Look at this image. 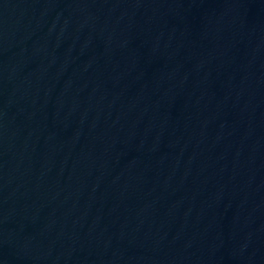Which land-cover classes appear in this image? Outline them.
<instances>
[{
	"label": "water",
	"instance_id": "water-1",
	"mask_svg": "<svg viewBox=\"0 0 264 264\" xmlns=\"http://www.w3.org/2000/svg\"><path fill=\"white\" fill-rule=\"evenodd\" d=\"M0 264H264V0H0Z\"/></svg>",
	"mask_w": 264,
	"mask_h": 264
}]
</instances>
